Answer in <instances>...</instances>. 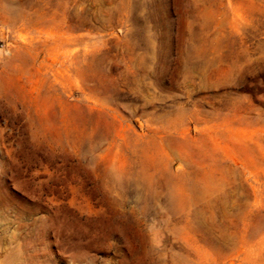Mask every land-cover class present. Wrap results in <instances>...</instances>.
Returning a JSON list of instances; mask_svg holds the SVG:
<instances>
[{
  "label": "rangeland",
  "instance_id": "obj_1",
  "mask_svg": "<svg viewBox=\"0 0 264 264\" xmlns=\"http://www.w3.org/2000/svg\"><path fill=\"white\" fill-rule=\"evenodd\" d=\"M0 264H264V0H0Z\"/></svg>",
  "mask_w": 264,
  "mask_h": 264
}]
</instances>
